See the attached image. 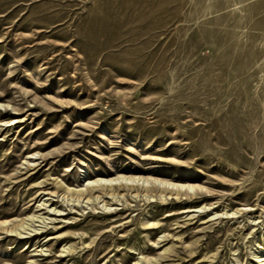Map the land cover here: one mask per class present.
I'll return each instance as SVG.
<instances>
[{
	"label": "rangeland",
	"instance_id": "obj_1",
	"mask_svg": "<svg viewBox=\"0 0 264 264\" xmlns=\"http://www.w3.org/2000/svg\"><path fill=\"white\" fill-rule=\"evenodd\" d=\"M5 220L0 264H264V0H0Z\"/></svg>",
	"mask_w": 264,
	"mask_h": 264
},
{
	"label": "bare ground",
	"instance_id": "obj_2",
	"mask_svg": "<svg viewBox=\"0 0 264 264\" xmlns=\"http://www.w3.org/2000/svg\"><path fill=\"white\" fill-rule=\"evenodd\" d=\"M139 181H141V179L130 178V177H125V176H119L118 178H105V179L104 178H97V179H94V180H86V183H87V187H90V188H92L94 190H97V189L114 190L116 188H124V187H128L130 189H134L135 188L134 186H139V187H141L143 189H146V190L150 189V186L148 185V182H143V184H140ZM178 187L177 188H174V187H172V188L170 187L169 188L168 187L167 189L168 190H172V191H174V190L177 191V189L179 191H187V190L184 189L185 188L184 185L178 186ZM15 222H17V220H15ZM10 223H12V221H9V220L0 221V227L4 228V230L7 231L10 235L17 236V238L20 237V235L17 233V230L19 229V227H21L22 225L25 224V221L19 222V224H17L16 226H13V228H11V229L9 228ZM6 264H10V263H6Z\"/></svg>",
	"mask_w": 264,
	"mask_h": 264
}]
</instances>
